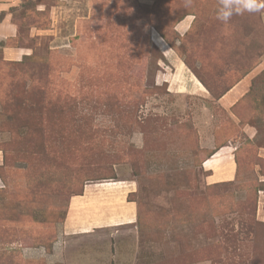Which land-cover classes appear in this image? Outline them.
I'll use <instances>...</instances> for the list:
<instances>
[{
  "label": "rangeland",
  "instance_id": "374dc122",
  "mask_svg": "<svg viewBox=\"0 0 264 264\" xmlns=\"http://www.w3.org/2000/svg\"><path fill=\"white\" fill-rule=\"evenodd\" d=\"M217 7L0 0V264H264V14Z\"/></svg>",
  "mask_w": 264,
  "mask_h": 264
},
{
  "label": "crops",
  "instance_id": "0c3cea01",
  "mask_svg": "<svg viewBox=\"0 0 264 264\" xmlns=\"http://www.w3.org/2000/svg\"><path fill=\"white\" fill-rule=\"evenodd\" d=\"M7 49L8 48H4V50ZM175 65L177 68V72L179 74L178 78L179 79L184 78L183 80L185 81V89H184L185 92L193 95L194 96L193 98H201V99L203 98L204 101H206L209 95L207 94V91H205L204 87L199 83L197 78L190 71H188V73H185L184 70H186L187 68L180 59H177V63ZM246 77L247 75H245L242 79L237 81L225 94H223L218 99L217 102L221 104V106H223L224 108H228L229 106H231L237 99H239L242 96L243 90L247 88L245 81ZM172 86L173 84H171L170 90H172L171 89ZM181 95L179 94L180 97ZM229 148L230 147L228 146H222L219 150H216V152L210 158H207L202 163L205 169L213 170L211 176L228 177L233 173L235 167L233 160L230 157L231 153ZM1 163H2V153L0 150V164ZM218 165H222L224 168L219 169L217 168ZM106 202L107 201H105V203ZM117 206L118 208L117 209L115 208L116 209L115 210L113 203L111 205L106 204L104 213H100L98 214V216H93L95 217L96 226H101L102 223H106V225H108L111 224L113 221L118 223L134 222L136 218V208L132 201L126 199L123 203H118Z\"/></svg>",
  "mask_w": 264,
  "mask_h": 264
},
{
  "label": "clouds",
  "instance_id": "9594fccd",
  "mask_svg": "<svg viewBox=\"0 0 264 264\" xmlns=\"http://www.w3.org/2000/svg\"><path fill=\"white\" fill-rule=\"evenodd\" d=\"M264 14V0H218L215 17L227 23L234 15Z\"/></svg>",
  "mask_w": 264,
  "mask_h": 264
}]
</instances>
